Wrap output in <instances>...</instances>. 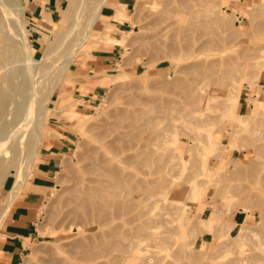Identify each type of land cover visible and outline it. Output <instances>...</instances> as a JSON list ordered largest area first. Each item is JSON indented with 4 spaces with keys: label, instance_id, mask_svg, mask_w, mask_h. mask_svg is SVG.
Wrapping results in <instances>:
<instances>
[{
    "label": "rangeland",
    "instance_id": "374dc122",
    "mask_svg": "<svg viewBox=\"0 0 264 264\" xmlns=\"http://www.w3.org/2000/svg\"><path fill=\"white\" fill-rule=\"evenodd\" d=\"M17 1L23 10H16V14L26 24V39L39 61L32 67L35 75L39 77L49 66L58 65V71L66 67L41 84L36 117L44 144L37 160L23 169L26 184L0 227L1 234L42 170L47 179L40 181L48 188L37 205L32 226L35 240L20 264H40L62 251L88 259L94 252V260L87 264H119L116 257L123 255L119 242L126 245L127 234L136 237L146 231L158 233L156 238L160 239L156 240L160 243L144 237L143 257L137 258L139 262L131 254L136 260L130 257L133 263L129 260V264H145V259L152 258L155 264L165 259L163 264H228L238 257L240 246L234 245V238L246 226L252 232L245 249L251 253V247L264 239V103L255 117L251 115L252 102L258 96L264 101V0H132L126 9L120 0H108L103 9L107 16L102 12L89 41L70 61L65 56L72 40L78 36L81 41L86 36L85 19L98 2ZM12 2L16 4V0ZM225 9L227 24L220 25ZM73 10L77 15L71 16ZM80 19L81 23L68 32ZM125 21L128 23L120 26ZM110 37L125 38V43L112 44ZM211 40L215 42L211 44ZM101 50L113 57V63L103 72L106 87L95 103L82 102L76 95L77 86L94 74L91 65L97 62L95 55ZM15 81L21 84L23 77ZM73 111L86 120L74 117ZM131 120H137L141 127H128ZM116 135V140L122 136L125 143L111 144ZM106 141L111 149L103 143ZM130 145L139 149L117 153L115 165L128 167L124 172L127 176L139 171L144 202L130 204L131 213H117L111 203L107 204V212L120 220L103 226L86 221L81 204L88 193L82 191L83 182L93 177L99 153L104 147L103 153L118 152ZM132 155H139L137 167L124 161ZM53 157L59 159L57 166L54 161L44 163ZM44 169L52 173L45 175ZM15 182L14 173L0 182V214ZM227 186L229 190L224 189ZM154 188L158 192L155 199L151 198ZM234 188L248 189L246 195L252 199L238 193L233 196ZM244 205L251 213L241 210ZM208 218L212 221L203 224L202 220ZM80 226V233L69 232V228ZM140 227H144L142 231ZM200 227L204 231H198ZM117 228V235L110 236Z\"/></svg>",
    "mask_w": 264,
    "mask_h": 264
},
{
    "label": "bare ground",
    "instance_id": "6f19581e",
    "mask_svg": "<svg viewBox=\"0 0 264 264\" xmlns=\"http://www.w3.org/2000/svg\"><path fill=\"white\" fill-rule=\"evenodd\" d=\"M12 1L13 0H0V182L5 180L6 177L12 173H14V175H16V182H15V185L13 186V189L11 190V192L8 196L6 207L4 208V210L0 214V227L2 225V222L5 220V218L8 216V214L13 209V206L17 200V197L21 193L23 186L26 184V178L27 177H25L24 174L22 173L23 169L25 170L27 168V167L25 168V166H27V164H29L31 161L37 160L39 153H40V149L42 148V146L44 144L43 131L41 130L40 124H39L38 119L36 117L38 110H39V104H40V99L38 98V94L41 92V84L44 81V79L46 77H48L49 75L52 74V75L57 76L58 72L63 73L66 69V67H65V69H61V71H58V70H60L59 66L54 65V66H49L46 69V71L42 75H40L39 77H37L35 75V72L33 71L32 67L35 66V65L33 66V64H38L39 61L36 60V58L32 52V46L30 45V43L26 39V35H27V29L25 27L26 24L22 21V18H20L16 14V10L19 11V10H23V9L17 0L15 2L16 4L11 5V4H13ZM96 1L98 3L95 5H92L94 10L90 6V8H91V10H93V12H91L89 15H87V17L85 19V21L88 22V23L86 22V24H87L86 25V30H87L86 36L81 41L79 40L78 36H76L75 39L72 40L73 44L70 46L71 49H70V51L67 52V55L65 56V60L70 61L71 58L73 56H75L78 53V51H80V49H82L86 45V43L90 39V33L93 32V30L96 28V25H97V23L101 17L103 9H104L108 0H96ZM72 3H73V1H72ZM73 6L76 7L75 5H73ZM213 6H215V5H213ZM221 9H223V7ZM211 10H212V8L210 9V11ZM71 12H72L71 16L77 15L76 14L77 11L73 10ZM71 12H68V13L70 14ZM87 12L89 13L88 10H87ZM73 13H75V14H73ZM84 14L86 15V12ZM225 14H227L226 9L224 11H222V13L220 15L221 19H219V22L217 21L218 24H220V23H221L220 25H222L223 23L227 24V17ZM78 15H80V14H78ZM80 17H85V16H80ZM217 18H219V17H217ZM81 19L76 24H73L69 28L68 32H71L73 30V26L75 29L76 25L78 23H81ZM109 42H111L112 44L118 43V45H120V44L125 43V38L115 39V38L110 37ZM214 42L215 41H213V40L210 41L211 44ZM192 55L193 54L191 52V56ZM189 57L190 56H188V58ZM19 76L23 77V82L21 84L16 83V81H15L17 77L19 79ZM42 78H43V80H41ZM56 82L57 81H55V84H56ZM185 96H186V94H185ZM135 100H136V98H135ZM263 103H264L263 97L258 96V98L252 102V108L250 107L251 113H252L251 115H254V117H255V114H257L259 112L260 107L262 106ZM233 105H234V103L232 104V106ZM232 106H230V108ZM263 107H264V104H263ZM114 113L115 112H113V114ZM73 116L77 117L80 121L85 119L84 117H81L77 111H73ZM125 116L126 115L124 114L123 117H125ZM238 116L241 117L239 114H238ZM129 118H127V119H129ZM170 118H172V117H170ZM243 118H245V117H243ZM252 121H253V119H252ZM158 122H161V121L158 120ZM155 123H154V125H155ZM128 127H134L136 129H138L141 126L137 120H131ZM193 128H195V127H193ZM115 131H116V129H115ZM141 132H143V131H141ZM228 132L231 133L232 130L228 129ZM235 132H237V131H235ZM136 135L137 134H135V136ZM117 136L118 135H116L114 141L111 142V140H110L111 144L115 141L116 142L119 141L120 143L124 141L122 136L120 137V135H119L120 138L118 137L119 139L116 140ZM233 136L235 137V135H233ZM137 138H139V137H137ZM236 139H237V137H236ZM236 139H234V140H236ZM125 141H124V143H125ZM127 141H129V140H127ZM103 143H107V141L103 142ZM229 144H230V142H229ZM231 144H232V142H231ZM106 145H108V143ZM111 146L112 145H110L107 149H111L110 148ZM125 147L124 146L121 147L120 148L121 150H119L118 152L114 151V150L113 151L112 150L111 151L106 150L108 152L104 151V153H103L102 151H103V149H105V147H104L102 149V151L100 152L101 154L99 153V155L97 157L98 163H96L95 167L93 168L94 169L93 177H91L89 179L87 178L83 182L84 185H83L82 191L87 192L88 195L86 198H84V200H85L84 204L83 203L81 204L82 208L80 207L82 209V217H83V219H85L88 222H92L93 224H97V226L98 225L103 226V224H105V223L107 224L111 220H112V222H114V220L116 219L115 214H112V213L110 214L107 212V210H106L107 204L111 203V205L117 209V213H121L123 211H127V212L131 213L130 211H128L130 204L134 203V204L141 205L144 202V196L140 190V188L143 186V181L139 178V171L135 170V173H132V174L131 173L129 174L126 172L128 174V176H127L126 174H124V172H125V170L127 171L128 167H125L124 165H119V164L115 165L116 157H118L121 153L126 154L127 151H135V150L139 149V146H133V145H130L129 147H126V148ZM115 148H112V149H115ZM158 148H160V147H158ZM260 149H258V150H260ZM114 152H116V153H114ZM117 153L118 154L120 153V154L118 155ZM141 156H142V154H141ZM138 158H139V155H132L131 157L126 158L128 161H126V159L124 161L126 163H129V164L131 162V164H134L137 167L140 163ZM120 162H122V161H120ZM116 163H118V162L116 161ZM149 164H151V162ZM146 168H148V167H146ZM193 172L196 173V171H193ZM120 173L124 174V176H126V178L125 177L121 178ZM154 173H157V172H154ZM195 173L193 176H195V175L197 176V174H195ZM128 177H129V179H127ZM160 179H163V178H160ZM134 181L136 182L135 186H131L130 184H132ZM163 181H164V179H163ZM197 181H198V179H197ZM154 183L157 185V183H159V180L158 179L155 180ZM172 185H173V183H172ZM213 188H215V187H213ZM228 188H230V187L227 186L224 189L229 190ZM247 190L248 189H246V191ZM204 191H205V189H203V192ZM246 191L245 190L240 191L238 188H234L231 191V193L233 195V193L236 192L233 196H239L238 194H240V197L244 196L242 198H245V199L247 198L249 200L252 199L251 197H253V196L250 197L249 196L250 194L246 195V193H247ZM157 193L158 192H157L156 188L152 189L151 198L154 197V199H155ZM222 197H223V195H222ZM148 201H150V200H148ZM241 210L245 211L244 213H247V214L251 213V211L249 210V207L247 205H244L243 207H241ZM257 211H258V209H257ZM214 212H217L215 208H214ZM185 217H187V216H185ZM117 219H118V217H117ZM134 219L135 218H133L132 220H134ZM192 219H194V218L192 217ZM192 219H191V221H192ZM118 220H120V219H118ZM189 220H190V218L187 219V223H189ZM135 221H136V219H135ZM208 221L210 222V221H212V219H209V218L203 219L202 223L203 224H205V222L209 223ZM137 222H138V220H137ZM190 225L188 224V227ZM71 226H72V223H71ZM76 226H79V225H76ZM194 227H196V226H194ZM62 228H64V227H61V230H62ZM143 228L144 227H140V231H142ZM53 229L55 231V228H53ZM69 229H70L69 232H71V231H76V233L81 232V226L69 228ZM203 229H204L203 227L202 228L200 227L197 230L198 231H201V230L204 231ZM61 230H59V231H61ZM186 230H187V227H186ZM191 230H193V229H191ZM54 231H52V232H54ZM207 231L211 232V229H209ZM55 232L57 233L58 231H55ZM64 232H68V230H66ZM250 232H252V231L247 230V226H246L234 238L235 239L234 245L240 246V252H239V254H237L238 257L236 259H234L233 261L229 262L228 264H264V239H263V241H261L259 243L257 242L256 244L253 245V247H251V253H249L245 249V246L249 245V244H247V240L249 239ZM117 233H118V228L115 229L114 232H110V236L117 235ZM171 233H173V232H171ZM52 234L55 236V233H52ZM153 234H156V235H154L155 237H153L155 239L151 240V237ZM157 234L158 233H156V232L152 233V231L151 232L146 231V232H144V234L143 233L138 234V236H136V237L129 236V234H127L126 237H127L128 243L126 245H124L123 243L119 242V248L118 249L121 250L123 255L116 257L117 258L116 261L120 260V261H118L119 264H129L130 263L129 260L132 263H133L132 260L133 259L136 260L138 257L140 260V258L143 257L140 254L143 250L142 249V247H143L142 243L144 241V237H147L148 239L150 238L149 241H154L156 239H160V238H158L160 236H158L156 238ZM186 234H188V233H186ZM199 238H202L201 234H200ZM164 239L165 238H162L161 241H164V242L168 241L167 239H165V240ZM156 241H158V240H156ZM156 241H155V243L157 244L159 241L158 242H156ZM159 243H158V245H160ZM163 244H165V243H163ZM168 245H169V242H168ZM174 246H175V242H174ZM182 246H183V244H182ZM182 246H181V250H182ZM169 247H171V246L169 245ZM176 247H178V246H176ZM85 248H86V246H85ZM145 249L146 248H144V250ZM153 249L155 250V248H153ZM150 250H151V248H150ZM177 251H178V249H177ZM93 253H91L90 256L93 255ZM173 253H174V251L172 252V254ZM131 254L137 256L136 259L133 258ZM128 255H131V256L128 257ZM142 255H143V252H142ZM90 256H88L89 259L87 257L76 258L70 252L62 251L61 253H58L56 255H52L51 257L42 260L40 262V264H80V263L87 264L89 262L91 263L94 260L92 258V256L91 257ZM130 257H132L133 259H130ZM167 259H168V257H167ZM145 260L147 261V262H145V264H155L154 263L155 261L153 262V258L152 259H145ZM165 261H166V259H165ZM135 263L137 264V262H135Z\"/></svg>",
    "mask_w": 264,
    "mask_h": 264
},
{
    "label": "crops",
    "instance_id": "0c3cea01",
    "mask_svg": "<svg viewBox=\"0 0 264 264\" xmlns=\"http://www.w3.org/2000/svg\"><path fill=\"white\" fill-rule=\"evenodd\" d=\"M131 2L132 0H120V4L125 6V9ZM103 15L104 17L107 16L104 12ZM126 23L128 22L125 21L124 23H121L120 26L125 25ZM101 51L103 52L95 55L97 62L91 65L92 68L96 70L93 72L94 74H90L77 86L76 95L78 100L82 102L90 104L95 103L106 87L107 80L105 79L103 72L106 67L113 63V57L112 55H109L110 53L105 54L104 50ZM80 105L83 106V103ZM64 141L70 143L67 139ZM56 160L59 161V159L53 157L44 163L52 164V161H54L53 163L55 164L53 165L57 166L58 162ZM51 169L53 168L51 167ZM43 172L45 175L52 173L45 172V169ZM41 175L42 176L39 174L38 178L35 176L36 178L33 180V184L30 185L25 198L20 201V204L15 211L9 216L5 228L0 234V264H20L24 254L35 240V232L32 226L37 217V205L48 188L44 185L45 183L40 181V179H47L44 178L45 176L42 174V170Z\"/></svg>",
    "mask_w": 264,
    "mask_h": 264
},
{
    "label": "built area",
    "instance_id": "2783aa9c",
    "mask_svg": "<svg viewBox=\"0 0 264 264\" xmlns=\"http://www.w3.org/2000/svg\"><path fill=\"white\" fill-rule=\"evenodd\" d=\"M240 20H242V18H240Z\"/></svg>",
    "mask_w": 264,
    "mask_h": 264
}]
</instances>
